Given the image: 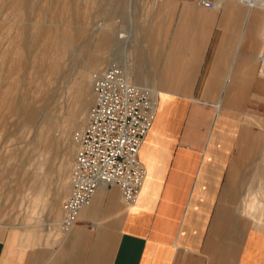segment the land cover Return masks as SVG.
Listing matches in <instances>:
<instances>
[{
  "label": "crops",
  "instance_id": "crops-1",
  "mask_svg": "<svg viewBox=\"0 0 264 264\" xmlns=\"http://www.w3.org/2000/svg\"><path fill=\"white\" fill-rule=\"evenodd\" d=\"M217 4L169 0L129 54L157 99L138 201L102 187L65 231L56 194L0 223V264H264V6Z\"/></svg>",
  "mask_w": 264,
  "mask_h": 264
},
{
  "label": "rangeland",
  "instance_id": "rangeland-1",
  "mask_svg": "<svg viewBox=\"0 0 264 264\" xmlns=\"http://www.w3.org/2000/svg\"><path fill=\"white\" fill-rule=\"evenodd\" d=\"M168 2L0 0V223L23 221L26 209L29 218L56 194L66 200L70 186L65 179L69 183L77 151L74 133L87 122L94 74L114 61L128 67L129 54L151 50L153 20L163 8L167 12ZM105 41L109 46L103 69H90L92 53L104 50ZM47 48L59 51L45 59ZM18 51L21 59L11 61ZM87 68L92 81L77 104L78 81ZM45 128L53 132L46 149ZM258 132H264V117H258L253 133ZM31 178L34 184L44 181L43 190Z\"/></svg>",
  "mask_w": 264,
  "mask_h": 264
},
{
  "label": "built area",
  "instance_id": "built-area-1",
  "mask_svg": "<svg viewBox=\"0 0 264 264\" xmlns=\"http://www.w3.org/2000/svg\"><path fill=\"white\" fill-rule=\"evenodd\" d=\"M263 6L264 0H239ZM206 8H217V0H196ZM152 89L136 83L126 66L112 62L93 77L94 99L87 122L74 133L77 151L70 172V192L64 201L65 231L79 221L102 187L116 186L126 204H135L146 178L139 158L156 114Z\"/></svg>",
  "mask_w": 264,
  "mask_h": 264
},
{
  "label": "bare ground",
  "instance_id": "bare-ground-1",
  "mask_svg": "<svg viewBox=\"0 0 264 264\" xmlns=\"http://www.w3.org/2000/svg\"><path fill=\"white\" fill-rule=\"evenodd\" d=\"M68 5V4H67ZM264 6V5H263ZM20 30V29H19ZM51 32V31H50ZM47 34V33H46ZM48 35V34H47ZM47 35H46V38H47ZM54 35V34H53ZM18 36V35H17ZM16 36V37H17ZM49 37H50V35H49ZM49 39V38H48ZM107 39V38H106ZM17 40V39H16ZM19 41V40H18ZM50 41V40H49ZM56 41V40H55ZM46 42V41H45ZM52 42V41H51ZM19 43H20V41H19ZM15 45H16V43H15ZM56 45V44H55ZM54 45V46H55ZM14 46V45H13ZM18 46V45H17ZM108 41H105V49L104 50H102V51H95L94 53H92V57H91V59H90V69L92 68V69H103V62H104V59H105V56H104V54L106 53L105 51H107V49H108ZM22 47V46H21ZM20 47V48H21ZM52 47H53V45H52ZM17 48V47H16ZM4 49H5V47H4ZM4 49H3V52L6 54V50L4 51ZM8 49H10V46H9V48ZM14 49V48H13ZM61 49V48H60ZM16 51H17V49H15ZM54 50H56V51H59L58 49H54ZM54 50H52V48L51 49H46V51H45V54H44V58L45 59H47L48 57H49V54L51 55V57H53L52 55H54ZM9 51V50H8ZM11 51V50H10ZM23 51V50H22ZM2 52V53H3ZM14 52V51H13ZM8 53V52H7ZM42 55H43V53H41ZM10 55H11V53H10ZM23 55V54H22ZM24 56V55H23ZM58 56V55H57ZM9 57V56H8ZM13 57V56H12ZM17 57V58H16ZM22 57V56H21ZM38 57H40V56H38ZM37 57V58H38ZM18 58H20V51H18V52H16V56H15V58H13V59H11V61L13 60L14 62L16 61L17 62V60H19ZM21 59V58H20ZM39 59V58H38ZM8 60V59H7ZM40 60V59H39ZM53 60V59H52ZM9 61V60H8ZM54 62V61H53ZM17 64V63H16ZM58 64H55L54 63V66H52L53 68L51 69V71H52V73H54L56 70H57V66ZM106 65V64H105ZM12 67H13V65H12ZM18 68V67H17ZM90 69L89 68H87V69H82V73L80 74V78H79V81H78V87H77V90H76V94H75V102L77 103V104H79L81 101H82V99L84 98V96H85V93H86V90H87V88H88V85H90V83H91V79H92V75L90 74L91 72H90ZM12 82V81H11ZM11 84H15V83H11ZM12 86V85H11ZM15 86H16V84H15ZM11 90H14V88L13 89H11ZM152 91V90H151ZM152 94H153V96H154V98H156V96L154 95V92L152 91ZM74 97V96H73ZM86 105H88V103L86 104ZM11 107V109H14V107L12 108V106H10ZM83 111H84V113H83ZM82 112H81V117H85V114H86V108L83 110ZM87 116V115H86ZM82 119V118H81ZM84 121V120H83ZM86 121V120H85ZM44 133H43V135H42V139H43V143H44V146H45V149L46 148H48V146H49V144H50V142H51V139H52V134L51 133H53L52 131H51V129L50 128H45L44 129ZM55 140V139H54ZM55 142V141H54ZM54 145V144H53ZM54 147V146H53ZM57 150V149H56ZM54 151V150H53ZM71 172V171H70ZM38 184H40V183H38ZM39 186V185H38Z\"/></svg>",
  "mask_w": 264,
  "mask_h": 264
}]
</instances>
